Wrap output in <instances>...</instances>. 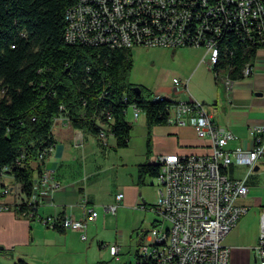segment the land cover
I'll return each mask as SVG.
<instances>
[{"label":"built area","instance_id":"2783aa9c","mask_svg":"<svg viewBox=\"0 0 264 264\" xmlns=\"http://www.w3.org/2000/svg\"><path fill=\"white\" fill-rule=\"evenodd\" d=\"M245 1H252V10H245ZM65 29L69 31V43L110 48L202 46L201 61L210 68L212 58L220 60L226 53L225 36H233L254 53L264 48V0H83L80 9L70 6ZM210 70L226 90L231 88L234 79L226 71ZM251 72L252 59L243 65L242 77ZM172 81L174 90L182 88L188 93V78L183 81L172 78ZM165 97L153 94L151 99ZM130 105L136 119L141 110L135 104ZM57 123L69 124L63 114L53 118V127ZM167 123L190 124L198 136L209 138L210 151L186 155L156 154L149 159L159 166L152 183L155 198L152 203L141 200L135 207L153 211L157 219L150 229L140 234L133 264H227L230 247L222 240L247 211V207L237 204L236 200L247 195L248 187L245 178H229L223 169L230 164H242L248 170L252 169L255 159L264 155V125L250 128V149L229 151L225 144L235 137L232 130L216 124L204 103L192 96L176 100L168 108ZM109 135L100 130L97 138L106 145ZM55 146L56 141L45 145L38 159H45ZM24 157L22 152L17 162ZM33 183H37V191H31L28 196L23 195L18 186L0 187V195L11 193L14 197L11 204L0 203V210L24 203L28 207V218L51 228L79 230L80 238L86 239V226L96 219L97 210L84 204L81 218L60 213L40 215L38 209L43 197L51 195L59 183L48 169L35 175ZM122 197L123 193L117 192L115 201L105 204L103 210L115 215ZM258 218L259 233L254 252L257 264H264V209ZM108 250L111 256L119 259L116 243L109 244Z\"/></svg>","mask_w":264,"mask_h":264},{"label":"trees","instance_id":"16d2710c","mask_svg":"<svg viewBox=\"0 0 264 264\" xmlns=\"http://www.w3.org/2000/svg\"><path fill=\"white\" fill-rule=\"evenodd\" d=\"M75 3L0 0V187L7 185L3 177L9 174L25 196L42 170L40 150L55 141L52 127L58 114L67 117L72 129L95 136L104 150L106 145L97 138L100 130L113 135L116 146L128 144L132 125L125 113L135 104L147 127L146 160L137 165V183L143 184L147 175L155 177L159 170L158 164L148 161L151 129L167 124V110L176 100L151 99L154 93L128 82L131 48L67 42L65 15ZM223 40L226 53L211 68L241 78L254 50L233 36ZM22 152L25 157L18 163ZM11 208L27 217L24 203ZM14 264L28 262L18 259Z\"/></svg>","mask_w":264,"mask_h":264},{"label":"crops","instance_id":"0c3cea01","mask_svg":"<svg viewBox=\"0 0 264 264\" xmlns=\"http://www.w3.org/2000/svg\"><path fill=\"white\" fill-rule=\"evenodd\" d=\"M179 48H175L171 54L175 57L181 56L183 59H186L189 54L194 55L193 62L187 63L181 70L182 73L189 74L183 77L188 78L189 94L179 88L177 90L183 93L170 98L185 100L192 96L201 101L211 119L218 125L230 128L235 135L225 144L227 150L250 149L252 147L250 128L255 125H264V48H259L254 53L251 74L234 79L229 90H226L221 82L215 79L210 70L211 67L209 68L205 62L201 61L204 49L192 53L191 50ZM190 81H192L191 89L189 88ZM221 88H223V92ZM129 123L131 124V122ZM167 124L166 126L162 124L152 127L155 138L154 149L152 151L150 149L149 162H152L149 159L156 154L186 155L210 151L209 138L198 136L190 124ZM75 131L68 123H57L53 127L56 146L44 159L42 169L51 170L53 178L58 181L59 186L51 195L43 197L38 209L40 215L63 213V215L73 218H81L86 204L95 206L96 196L92 188L99 171H88L85 160H82V155L73 154L72 151L78 146L74 143ZM59 138L64 142L60 143ZM80 138L82 142V132ZM138 164L135 166L134 173L119 180L115 191L104 199L105 204L113 203L114 195L117 192L123 193L122 199L118 201L117 210L135 207L141 200L147 202L143 196L144 187L137 183ZM225 174L229 178H245L248 187L247 195L236 200L237 204L246 206L247 211L222 240L223 244L230 247V259L227 264H257L254 245L259 233V212L264 209V155L255 159L251 170H248L246 165L230 164L226 167ZM3 183L19 187L9 174H5ZM13 198L11 193L0 195V203L11 204ZM98 216L99 214L94 221L89 223L93 225ZM88 224L85 229V240L88 239ZM79 237V230H62L43 226L38 220L19 215L12 208L0 210V264H14L18 259H24L28 264H32L35 257L41 259L44 256L46 246L54 247L51 254L48 252L50 258L59 257L60 251L65 250L69 253L66 258V261H69L68 264H91L87 253L83 254L77 247ZM100 244L102 245V243ZM106 245L109 244L103 246ZM39 247L42 252L37 255L34 251ZM9 255L12 256L9 257Z\"/></svg>","mask_w":264,"mask_h":264},{"label":"rangeland","instance_id":"374dc122","mask_svg":"<svg viewBox=\"0 0 264 264\" xmlns=\"http://www.w3.org/2000/svg\"><path fill=\"white\" fill-rule=\"evenodd\" d=\"M181 49L191 50L193 53L204 48L202 46H183ZM173 50L175 49L161 46L138 45L132 47L131 67L127 72L128 82L141 87L145 92L159 93L168 97H175L177 94L183 93L179 90H173L175 85L172 78L185 79L183 77L189 75L182 73L181 70L184 65L193 62L194 55L189 54L186 59H183L181 56L175 57L172 55ZM191 86L192 81L189 82L190 89ZM221 91H224L223 88H221ZM125 117L132 124L126 146H116L115 138L113 135H109L106 148L103 150L97 144L95 136L83 132L81 144L72 151L73 154L82 155V160H85L88 171H99L92 188L96 196L94 207L99 216L93 225L88 224V239L85 240L79 237L77 242V247L81 249L83 254L87 253V258L92 262L91 264H133L135 261L134 251L139 242L140 234L150 229L152 222L157 219L153 211L133 206L123 210L118 209L115 215L106 213L103 210L104 199L115 191L119 180L129 177L130 173H134L136 164L142 163L146 156L147 127L143 111H140L139 116L134 119L133 106L129 105ZM163 126H166V124ZM150 137V149L152 151L155 138L153 128ZM59 140L60 143L64 142L61 138ZM150 161L154 162V160ZM153 181H155V177L147 175L144 183L141 184V187H144L143 196L149 203H152L155 198L154 186L151 184ZM110 243H116L119 246L120 260H116L114 256L109 254L108 245L103 246ZM52 248L54 247L46 246V255L43 253L44 256L41 259L35 257L32 264L69 263V261H66L69 253L65 250L60 251L59 257L50 258L48 252L51 254L54 250ZM34 252L40 255L39 252H42L41 247Z\"/></svg>","mask_w":264,"mask_h":264},{"label":"bare ground","instance_id":"6f19581e","mask_svg":"<svg viewBox=\"0 0 264 264\" xmlns=\"http://www.w3.org/2000/svg\"><path fill=\"white\" fill-rule=\"evenodd\" d=\"M81 6H83V0H76V3L72 6V9H80ZM245 10H252V1H245ZM65 17H66L67 24H68V21L70 18V8L66 11ZM65 39L67 42H69L68 29L65 30ZM217 61H218V58H212L210 60V67H212L215 63H217ZM32 191H37V183H33Z\"/></svg>","mask_w":264,"mask_h":264},{"label":"water","instance_id":"95a60500","mask_svg":"<svg viewBox=\"0 0 264 264\" xmlns=\"http://www.w3.org/2000/svg\"><path fill=\"white\" fill-rule=\"evenodd\" d=\"M80 134H81V131H80V130H76V131H75V134H74V143H75L76 145H79L80 142H81ZM0 248H1V246H0ZM11 256H12V255H9V257H11Z\"/></svg>","mask_w":264,"mask_h":264}]
</instances>
